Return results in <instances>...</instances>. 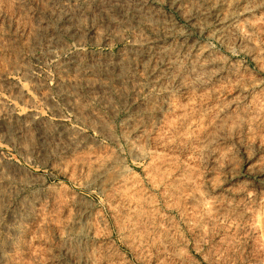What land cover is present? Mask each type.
I'll list each match as a JSON object with an SVG mask.
<instances>
[{"label":"rangeland","instance_id":"rangeland-1","mask_svg":"<svg viewBox=\"0 0 264 264\" xmlns=\"http://www.w3.org/2000/svg\"><path fill=\"white\" fill-rule=\"evenodd\" d=\"M0 264H264V0H0Z\"/></svg>","mask_w":264,"mask_h":264}]
</instances>
